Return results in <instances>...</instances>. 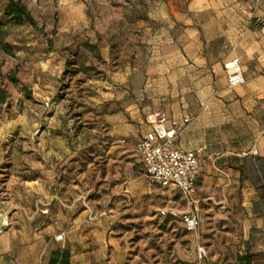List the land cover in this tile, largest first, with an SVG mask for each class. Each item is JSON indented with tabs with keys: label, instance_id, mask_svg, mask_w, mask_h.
<instances>
[{
	"label": "rangeland",
	"instance_id": "1",
	"mask_svg": "<svg viewBox=\"0 0 264 264\" xmlns=\"http://www.w3.org/2000/svg\"><path fill=\"white\" fill-rule=\"evenodd\" d=\"M22 1L36 26L12 24L0 0V39L12 51L0 48L3 229L27 193L20 181H49L53 170L57 184L43 183L37 195L57 192L66 210H87L102 243L124 250V264L195 263L194 233L160 214L186 200L148 182L135 142L151 110L192 118L209 103L220 118L226 73L220 65L193 69L190 55L235 57L243 44L261 47L264 0ZM213 211L228 212L214 220ZM240 212L237 204L215 206L197 232L213 228L204 238L230 241Z\"/></svg>",
	"mask_w": 264,
	"mask_h": 264
},
{
	"label": "crops",
	"instance_id": "2",
	"mask_svg": "<svg viewBox=\"0 0 264 264\" xmlns=\"http://www.w3.org/2000/svg\"><path fill=\"white\" fill-rule=\"evenodd\" d=\"M243 46L244 52L235 57L190 55L194 58L193 69L212 67L217 70L219 65L223 68V64L233 58L241 64L245 83L233 88L227 85L220 118L214 110H207L209 103L204 113H195L192 118L164 112L169 117L190 118L176 135L179 146L195 149L206 145L189 205L197 212L201 223L215 206L226 208L237 204L241 207V224L230 241L204 238L213 228L201 229L202 236L194 233L193 264H199V244L207 251L203 261L210 264H264V38L259 48L256 44ZM152 111L160 110L148 111L146 123ZM149 128L147 123L136 142ZM254 149L256 154H253ZM44 171L48 173L47 170L40 172ZM52 172L49 181L43 180L41 175L20 181L27 193L23 201L13 205L16 210L10 224L0 232V264H124V250L111 241L110 250L108 243H102V231L96 227L97 223L87 220V210L78 213L66 210L57 192L45 199L37 195V189L46 186L43 183L48 182L49 188L57 184L56 173ZM186 207L184 202L179 209ZM227 212H214L212 218L217 220Z\"/></svg>",
	"mask_w": 264,
	"mask_h": 264
},
{
	"label": "built area",
	"instance_id": "3",
	"mask_svg": "<svg viewBox=\"0 0 264 264\" xmlns=\"http://www.w3.org/2000/svg\"><path fill=\"white\" fill-rule=\"evenodd\" d=\"M227 85L230 88L245 83L242 67L237 58L223 64ZM190 118L169 117L164 112L152 111L147 115L150 128L136 142L135 153L142 163L143 174L152 185L174 187L184 196L187 207L160 209L161 215L178 217L182 227L189 233H197L201 219L189 205L195 192L196 178L200 170V158L206 145L195 149H186L176 143V135L189 122ZM125 140L123 139L122 142ZM257 151L254 149L253 154ZM46 211V210H45ZM7 225L6 220L0 221V232ZM207 255L204 245H197L199 264H210L203 261Z\"/></svg>",
	"mask_w": 264,
	"mask_h": 264
},
{
	"label": "trees",
	"instance_id": "4",
	"mask_svg": "<svg viewBox=\"0 0 264 264\" xmlns=\"http://www.w3.org/2000/svg\"><path fill=\"white\" fill-rule=\"evenodd\" d=\"M3 13L8 18V20L15 25L28 23L32 26H36L37 24L30 10L27 8V6L22 0H7L3 8ZM0 48L3 49L5 52H12L10 49V45L7 42L2 41L1 39ZM14 82H16V80H14ZM22 90H24L26 93H28V96H30V91L27 89L26 86L22 85ZM0 100L2 102H5L4 93L0 94Z\"/></svg>",
	"mask_w": 264,
	"mask_h": 264
}]
</instances>
